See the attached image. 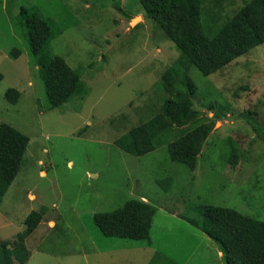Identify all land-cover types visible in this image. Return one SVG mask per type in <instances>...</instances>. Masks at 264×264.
<instances>
[{
    "label": "rangeland",
    "instance_id": "1",
    "mask_svg": "<svg viewBox=\"0 0 264 264\" xmlns=\"http://www.w3.org/2000/svg\"><path fill=\"white\" fill-rule=\"evenodd\" d=\"M225 3L233 12L243 0ZM33 7L61 30L51 53L84 83L61 107L52 108L18 23L20 10ZM179 58L140 0H0V124L30 139L0 207V243L24 244L26 264H226L192 221L202 219L199 205L264 221V44L208 77L191 68L194 108L215 121L194 171L170 159L178 128L141 157L115 144L159 112L169 96L157 85ZM9 89L20 93L16 104L6 98ZM166 179L168 189L158 184ZM134 198L157 207L151 243L104 236L94 215ZM41 209L36 231L17 242L25 218Z\"/></svg>",
    "mask_w": 264,
    "mask_h": 264
},
{
    "label": "trees",
    "instance_id": "2",
    "mask_svg": "<svg viewBox=\"0 0 264 264\" xmlns=\"http://www.w3.org/2000/svg\"><path fill=\"white\" fill-rule=\"evenodd\" d=\"M226 0H140L146 17L157 24L174 43L180 58L169 67L158 83L168 94L159 112L132 128L115 141L126 153L141 157L156 149V140L171 128L180 129L179 136L168 144L173 162L191 171L197 168L204 144L212 133L215 121L203 117L194 108L198 86L190 75L194 66L208 77L264 44V0H243L233 12L226 11ZM18 23L25 31L31 54L44 79L52 108L61 107L83 91L79 71L53 55L51 41L61 30L38 8H22ZM19 51L13 53L17 58ZM6 98L12 104L20 93L9 89ZM246 115H250L247 113ZM216 116H219L216 113ZM258 130V129H256ZM28 136L13 126L0 124V207L20 173L29 145ZM232 157V156H231ZM233 155L232 163H237ZM171 180H158L168 189ZM201 221H192L211 238L223 253L226 264H264V221L231 209L199 205ZM157 207L142 199H130L111 212L96 213L94 222L106 237L151 243V231ZM44 209L32 211L24 221L26 229L18 235L24 242L41 224ZM16 245V244H14ZM0 243V264H26L30 252L24 244L11 248Z\"/></svg>",
    "mask_w": 264,
    "mask_h": 264
},
{
    "label": "crops",
    "instance_id": "3",
    "mask_svg": "<svg viewBox=\"0 0 264 264\" xmlns=\"http://www.w3.org/2000/svg\"><path fill=\"white\" fill-rule=\"evenodd\" d=\"M41 175H44V173H42Z\"/></svg>",
    "mask_w": 264,
    "mask_h": 264
}]
</instances>
